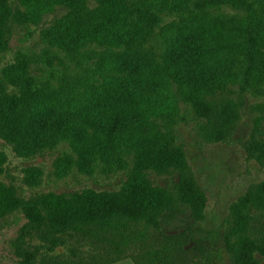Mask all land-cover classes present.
Returning <instances> with one entry per match:
<instances>
[{"label":"trees","instance_id":"obj_1","mask_svg":"<svg viewBox=\"0 0 264 264\" xmlns=\"http://www.w3.org/2000/svg\"><path fill=\"white\" fill-rule=\"evenodd\" d=\"M217 6L235 13H212ZM57 10L64 13L47 27L49 45L64 52L98 49L94 77L79 96L65 98L58 88L35 85L28 60L17 58L0 82V136L22 158L69 138L74 156L55 161L62 173L72 166L90 173L94 159L131 169L118 191L48 193L31 202L11 243L18 264H33L32 236L55 247L68 231L161 232L178 213L200 221L205 194L183 152L163 137L168 123L181 101L199 118L203 139L232 135L242 106L232 71L236 54L245 52V75L264 85V0H0V51L9 46L12 23L38 25ZM260 130L257 118L242 147L264 165ZM4 163L0 152V174ZM152 175L171 182L159 185ZM19 203L15 187L0 180V216ZM256 212H264V181L230 207L224 246L231 264L264 257V222L255 220Z\"/></svg>","mask_w":264,"mask_h":264},{"label":"rangeland","instance_id":"obj_2","mask_svg":"<svg viewBox=\"0 0 264 264\" xmlns=\"http://www.w3.org/2000/svg\"><path fill=\"white\" fill-rule=\"evenodd\" d=\"M214 14H233L227 6L212 7ZM51 13L38 24L12 23L9 46L0 51V82L6 69L17 58L27 59L35 85L48 84L62 91L65 98H75L83 91V82L92 80L98 61V49L64 52L48 43L47 27L55 16ZM245 52L234 55L232 71L235 90L242 91L240 119L232 135L225 141L209 142L201 137V122L190 105L178 102V109L165 130L164 138L184 154L191 172L205 194L203 217L191 222L185 213L171 217L161 232L136 227L133 234L112 232L68 231L63 242L50 247L32 236L27 246L34 252L33 264H231L224 246V231L230 207L253 184L264 181V165L247 157L242 143L248 139L256 119L264 137V85L245 75ZM0 152L5 155L0 180L11 184L20 203L0 216V264H18L11 243L27 222L25 208L48 193L68 194L91 189L96 192L118 191L130 174L124 168L107 167L94 159L90 173L72 166L66 173L57 171L55 161L65 155L74 156L70 139L60 137L51 149L30 158L16 155L0 136ZM153 181L166 186L167 176L152 175ZM255 220L264 222V212H256ZM258 264L264 257L257 255Z\"/></svg>","mask_w":264,"mask_h":264}]
</instances>
